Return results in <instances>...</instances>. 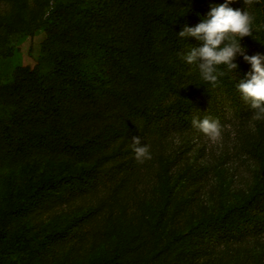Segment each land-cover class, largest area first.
Instances as JSON below:
<instances>
[{
    "label": "trees",
    "instance_id": "16d2710c",
    "mask_svg": "<svg viewBox=\"0 0 264 264\" xmlns=\"http://www.w3.org/2000/svg\"><path fill=\"white\" fill-rule=\"evenodd\" d=\"M7 1L0 5V53L11 34L43 29L44 36L34 63L16 64L0 81V168H12L0 174V264H206L196 255L205 237L264 233V119L250 141L258 162L253 185L215 212L179 220L187 202L174 192L181 173L163 152L168 135L192 123L214 91L225 93L244 121L257 115L237 88L253 71L245 54H236L235 70L218 66L215 86L183 59L203 42L178 33L227 0ZM237 4L246 2L228 6ZM248 7L252 35L231 39L264 57V0ZM132 137L148 145L144 162L155 163L157 193L137 202L136 222L114 221L110 210L118 233L95 256H60L57 247L84 238L81 228L97 206L37 215L52 202L96 194L105 180L109 189L132 183L139 177Z\"/></svg>",
    "mask_w": 264,
    "mask_h": 264
},
{
    "label": "rangeland",
    "instance_id": "374dc122",
    "mask_svg": "<svg viewBox=\"0 0 264 264\" xmlns=\"http://www.w3.org/2000/svg\"><path fill=\"white\" fill-rule=\"evenodd\" d=\"M239 4L238 9L234 10L247 11L250 15L249 4L243 7ZM0 5L5 8L8 1L0 0ZM48 15L49 10L46 11V17ZM43 36V29H38L32 36L23 31L8 36L0 53V81L11 78L16 64L34 63ZM244 54L249 56L252 53L244 50ZM193 118L219 121L221 135L212 140L192 123L185 129L173 131L168 135L163 152L170 158L172 170L181 173L180 180L174 186V192L177 197H185L187 200L183 213L179 216L180 221L196 216L201 209L217 211L221 202L232 200L233 192H247L258 172V162L252 153L250 141L256 136V124L264 119V115H255L244 121L243 115L227 95L214 91L209 102L200 105L193 112ZM157 152L158 148H155V156ZM154 164L143 162L134 166L139 172V177L132 183H126L124 187L109 189L105 180V185H102L96 194L78 196L67 205L60 201L52 202L51 207L42 209L37 216L48 218L66 207L89 203L97 206L95 216L81 228L84 238L81 241L74 238L57 247L58 254L68 257L78 255V259L86 260L101 252L118 233L116 226L109 224L110 210L114 214V221L117 217L122 224L136 222L141 216L135 207L137 202L148 201L157 193ZM11 169L9 165L3 166L0 168V174H6ZM196 255L206 264H263L264 233L240 237H205L199 244Z\"/></svg>",
    "mask_w": 264,
    "mask_h": 264
},
{
    "label": "clouds",
    "instance_id": "9594fccd",
    "mask_svg": "<svg viewBox=\"0 0 264 264\" xmlns=\"http://www.w3.org/2000/svg\"><path fill=\"white\" fill-rule=\"evenodd\" d=\"M232 0L215 6L208 13V18L195 27L184 26L183 31L178 35L182 38L195 37L203 42L199 48L191 50L183 56L188 64H196L201 72L202 79L215 86L220 65H226L230 70H235L238 65L233 63L236 54L244 55V49L240 43L232 40V37H245L252 35L253 19L247 11L234 10L228 6ZM246 4L252 0H245ZM227 41V43H225ZM244 59L252 65L253 71L248 74V79L239 81L237 88L246 102L251 103V107L256 109L257 115H264V57L260 55H244ZM192 125L201 130L210 139L216 140L221 135L219 121L209 118H193ZM132 149L135 159L143 163L146 159H151L148 146L141 144L140 137H132Z\"/></svg>",
    "mask_w": 264,
    "mask_h": 264
}]
</instances>
